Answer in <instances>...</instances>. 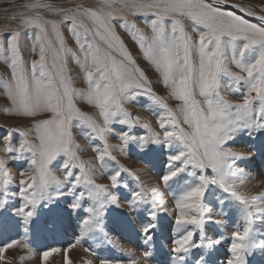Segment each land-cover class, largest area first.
I'll use <instances>...</instances> for the list:
<instances>
[{
  "label": "rangeland",
  "instance_id": "374dc122",
  "mask_svg": "<svg viewBox=\"0 0 264 264\" xmlns=\"http://www.w3.org/2000/svg\"><path fill=\"white\" fill-rule=\"evenodd\" d=\"M206 2L211 3L212 0ZM227 2L230 6L249 8L257 15L264 14V0H227ZM33 4L50 5L53 11L30 7ZM102 5L103 0H0V44L6 47L9 34L13 31L21 32L20 55L30 78L32 61H39V45L34 50L32 47L37 30L24 28L21 20L35 16L37 13L45 20H61L59 10L99 8ZM113 7H120L119 0H116ZM228 10L236 11V14L248 19L249 22L259 23L256 17L247 16L237 8L229 7ZM13 16L15 19H12ZM152 18L151 13L137 16L129 13L126 16L130 23H135L138 32L146 37L152 35L147 23ZM184 26L193 41L197 40L198 33L192 31V22L184 19ZM59 31L63 39V47L70 51L60 53L55 63L57 67L63 68L64 75L70 81V87L75 91L73 103L82 113L91 117L98 125H102L103 118L99 115V110L87 102V82L83 78L80 66L76 63V58L82 59L79 45L65 26ZM115 31L135 60L136 66L145 73L152 92L168 105L179 119L181 127L190 131L188 125L183 123V115L180 111L182 102L176 100L170 90L163 85L162 77L155 65L143 58L131 33L121 29L118 24ZM48 32L54 49L58 51L60 44L51 35L50 25ZM4 55L9 56L7 53ZM236 55L239 58L238 52ZM231 56L229 52L227 67L230 71L238 73L239 69L232 63ZM53 60L52 52L46 51L45 63L55 75V69L52 68ZM9 62L10 58L0 59V160L5 162L3 182L0 183V201H3L0 205V247L13 240H17L18 243L13 248L5 250V259L0 261V264H64L65 249H68L71 264H101V261L107 264H133V262L145 264V259L147 264H227V260L232 258L229 252L233 242L232 233L242 231L246 225L250 226V234L243 242L239 264H264V243L255 231V224L259 223L262 213L254 211L256 207H262L264 204V187L256 185L257 174L253 171L264 150V128L236 126L230 131L222 146L237 153L225 160L226 164H230V168L225 170V185L236 186L238 192L248 196L253 210L226 192L219 183L204 184L205 192L199 201V211L191 209L189 214L192 220L183 224L188 226L189 230H185L182 235L174 239L191 232L193 235L187 245V251L174 253L172 251L174 240L164 245L157 238L156 228L159 221L166 220L171 224H177V202L182 203V197L186 192L201 185L200 176L208 179L216 174L208 168L201 171L190 157L187 165L184 162H170V157L183 151V148L176 141L164 139L163 130L159 128L158 122V118L163 114L159 105L145 95L124 101L121 106L128 113L127 118L130 122L122 124L119 119L124 117L113 118L107 126L104 141L94 138V134L87 126L73 121L72 143L75 146L76 156L85 163L87 174L94 184L105 186L108 195L103 200L98 202L87 196V189L82 185L73 187L72 181L80 172L79 168H73V175L64 180L66 170L62 165L66 158L63 154H59L50 162L47 171L60 182L49 181L44 189L45 194L35 205H29L20 194L19 182L22 179L27 180L33 172L39 178V167L34 166L32 170L30 169V153H18L14 150L6 153L3 150L4 145L10 142L14 149H18L20 141L26 140L29 144L38 146L35 122L51 118L52 114L42 112L35 117L17 114L4 87L11 78ZM38 75L39 69H37ZM221 82V97L233 105L241 103L243 94L247 90L245 83L241 81L238 84H230L228 78L223 76ZM56 83L58 84L59 81L57 80ZM233 88L236 90L233 91ZM196 99L203 101L198 93ZM254 105L258 107V102H254ZM145 124L148 125L147 128ZM8 130H12L10 141H4L3 137L8 135ZM168 130L173 129L169 127ZM22 131L27 135L21 137ZM122 133H127L130 137L126 144L119 139ZM150 133H156L158 138L141 143L139 137H148ZM105 143L109 146L108 154L100 160L97 158L100 153L96 149L99 148L103 152ZM170 163L174 165L170 167ZM174 167L183 170L164 183L162 177L173 171ZM21 172L25 175H21ZM117 173H119L117 183L113 186L109 177ZM138 192L141 196L138 200H134L133 194ZM81 193L85 195L77 200V196ZM168 199L169 206H167ZM21 208L31 211L32 216L26 218L25 213L19 211ZM129 213L140 219L141 215H144V222L139 221L136 226L132 225L127 217ZM236 214L243 218L238 225L232 223ZM86 219L91 221L88 226L83 224ZM197 220L200 221L199 225L194 222ZM116 225L121 230L122 236L116 231ZM148 225L152 227L145 233L144 228ZM207 225L214 229V232L210 233L213 234V239H209L205 234ZM126 237L136 238L141 248L135 252L129 251L123 242ZM91 239H93L92 243H90ZM141 244L147 246L143 247ZM53 248L59 251L47 261H43L42 253ZM214 249H223V255L212 257L211 251ZM144 253L148 254L147 257H144Z\"/></svg>",
  "mask_w": 264,
  "mask_h": 264
},
{
  "label": "snow or ice",
  "instance_id": "6c2138e0",
  "mask_svg": "<svg viewBox=\"0 0 264 264\" xmlns=\"http://www.w3.org/2000/svg\"><path fill=\"white\" fill-rule=\"evenodd\" d=\"M115 3L116 0H103V5L99 8L59 10L61 20H45L39 13L22 19L21 24L24 28L37 30L32 47L34 50L39 45V61H32L30 78L20 55L21 32H11L6 47L0 44V59L10 58L8 68L11 71V78L4 87L17 114L26 117H35L42 112L52 114L51 118L35 122L38 146H33L26 140L20 141L18 149H14L10 142L4 145L3 150L6 153L13 150L18 153H30V169L32 170L34 166L39 167V178L32 171L33 175L27 180H20L21 196L29 205H35L45 194L44 189L49 181L59 183L60 180L47 169L51 161L59 154H63L66 158L62 165L66 170L64 180L73 175V168H79L80 172L72 181L73 187L82 185L87 189V196L98 202L103 200L108 195L105 186L94 184L87 174L85 163L76 156L72 143L73 121L87 126L94 134V138L104 141L107 126L113 118L124 117L119 119L122 124L130 122L127 118L128 113L121 106L122 103L145 95L163 110L158 122L159 128L163 130L164 139L176 141L183 148V151L170 157V162H184L187 165L190 157L201 171L208 168L216 174L208 179L200 176L201 185L186 192L182 197V203L177 202V225L192 220L189 214L191 209L199 211V201L205 192L203 185L209 182L219 183L226 192L253 210L248 196L238 192L236 186L225 185V170L230 168V164H226L225 160L237 153L222 146L230 131L236 126L264 128V14L257 15L249 8L230 6L227 0H212L211 3L206 0H119V8L113 7ZM30 7L53 11L47 4H33ZM229 7L237 8L247 16L256 17L259 23L249 22L248 19L236 14V11L228 10ZM129 13L133 16L151 13L153 18L147 21L151 37L139 33L135 23H130L126 19ZM12 19H15V16ZM184 19L192 22V31L198 33L197 40L193 41L191 34L185 30ZM117 24L121 29L131 33L143 58L155 65L162 77L163 85L170 90L176 100L182 102L180 111L183 123L188 125L190 131L181 127L179 119L168 105L152 92L145 73L136 66L135 60L116 34ZM49 25L51 35L60 44L58 51L54 49L49 38ZM62 26L67 28L68 33L75 37L79 45L82 59L76 58V63L87 82V102L99 110V115L103 118L102 125H98L91 117L76 108L73 103L75 91L70 87V81L64 75L63 68L57 67L55 63L60 53L70 51L63 47L59 31ZM46 51L53 54L52 68L55 69V75L45 63ZM229 52L232 54V63L239 69L238 73L230 71L227 67ZM5 53L9 56H5ZM222 76L227 77L230 84H238L241 81L245 83L247 90L241 103L233 105L221 97ZM235 90L233 88V91ZM197 93L203 98L202 102L196 99ZM254 102H258V107ZM144 126L148 127L147 124ZM169 127L173 130H168ZM11 135L12 130H8V135L3 137V140L10 141ZM26 135V132H20L21 137ZM156 138H158L156 133H150L148 137H139V140L144 143ZM119 139L126 144L130 137L127 133H122ZM108 148L106 143L103 152L97 148L96 151L100 153L97 158L103 160L108 154ZM173 165L170 163V167ZM4 168L5 162L0 160V183L3 182ZM182 170L180 167H174L173 171L162 177V181L167 183ZM21 175L25 173L21 172ZM118 175L119 173L109 177L113 186L117 183ZM83 195L85 193L77 196V200ZM140 196L141 193H134L133 199L138 200ZM108 198L111 200V196ZM2 203L3 201H0V205ZM19 211L24 212L26 218L32 216V212L25 211L24 208ZM254 211L264 213V207H256ZM90 222L86 219L83 224L88 226ZM194 222L200 224L198 220ZM151 227L146 226L144 232L147 233ZM249 234V225L242 231L232 233L233 242L229 247L232 258L227 260V264H239L241 260L239 254ZM192 235L189 232L174 240L172 251L174 253L187 251ZM17 243V240H13L0 247V261L5 259V250L13 248ZM57 251L59 250L55 248L44 251L41 259L47 261ZM147 255L144 253V257ZM64 264H71L68 249L64 250ZM101 264L107 262L101 261Z\"/></svg>",
  "mask_w": 264,
  "mask_h": 264
},
{
  "label": "bare ground",
  "instance_id": "6f19581e",
  "mask_svg": "<svg viewBox=\"0 0 264 264\" xmlns=\"http://www.w3.org/2000/svg\"><path fill=\"white\" fill-rule=\"evenodd\" d=\"M259 159H260V161L257 164H255L253 171H255V173L258 176V177L256 176V178H255V180L257 181L256 185L264 187V176H262V174H264V150L262 152V157ZM167 204H168L167 206H169V199L167 200ZM262 207H264V204ZM127 217H128L129 222L135 226L138 224L139 221L144 222V220H145L144 215H141V219H140V218H137L134 214L129 213L127 215ZM242 220H243V218L240 217V215L236 214L235 218L232 219V223L234 225H238L239 223H241ZM65 228H68V227H65ZM70 228H71V226L69 225V228H68L69 231H70ZM115 229H116V231H118L120 233L121 236L123 235L121 233V230L118 229L117 225L115 226ZM156 230L158 231L157 232L158 240L162 244L166 245V244L170 243V241L174 240L176 237H179L180 235H182L185 232V230H189V228L186 225H179L178 226L177 224H171L166 220H160L159 224L157 225ZM255 231H256V234L262 239V242L264 243V213H262L259 223L255 224ZM211 232H214L213 227L207 225L205 234H207V236H209V239L214 238L213 234H210ZM131 234H134V233L131 232ZM92 240L93 239H91L90 243H92ZM123 242H124L125 246L128 247L127 249L129 251L135 252L141 248L140 245L137 243L136 238L134 239L133 237H126L125 241L123 240ZM93 246L95 247L96 245H93ZM141 246L146 247L147 245L141 244ZM222 255H223V249H214L211 251L212 257H221ZM164 258H165V256H164ZM263 258H264V255H263Z\"/></svg>",
  "mask_w": 264,
  "mask_h": 264
}]
</instances>
